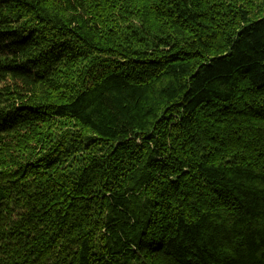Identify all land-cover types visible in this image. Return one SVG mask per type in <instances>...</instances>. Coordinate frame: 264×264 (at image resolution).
Wrapping results in <instances>:
<instances>
[{"label": "trees", "instance_id": "16d2710c", "mask_svg": "<svg viewBox=\"0 0 264 264\" xmlns=\"http://www.w3.org/2000/svg\"><path fill=\"white\" fill-rule=\"evenodd\" d=\"M0 264H264V0H0Z\"/></svg>", "mask_w": 264, "mask_h": 264}]
</instances>
